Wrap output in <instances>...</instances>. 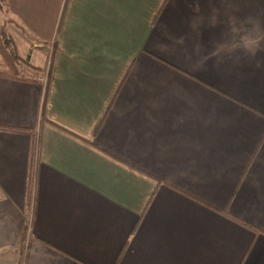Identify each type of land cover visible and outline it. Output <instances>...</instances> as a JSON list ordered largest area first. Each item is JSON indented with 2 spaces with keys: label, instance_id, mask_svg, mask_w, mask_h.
<instances>
[{
  "label": "crops",
  "instance_id": "0c3cea01",
  "mask_svg": "<svg viewBox=\"0 0 264 264\" xmlns=\"http://www.w3.org/2000/svg\"><path fill=\"white\" fill-rule=\"evenodd\" d=\"M249 18L264 0H8L0 264H264V51L202 61Z\"/></svg>",
  "mask_w": 264,
  "mask_h": 264
},
{
  "label": "clouds",
  "instance_id": "9594fccd",
  "mask_svg": "<svg viewBox=\"0 0 264 264\" xmlns=\"http://www.w3.org/2000/svg\"><path fill=\"white\" fill-rule=\"evenodd\" d=\"M230 31L232 35L225 38L222 34L219 41L213 42L212 51L205 52L202 55V61L206 62L215 58L219 64L228 61L238 63L241 54L244 58L254 59L261 51H264V27L260 20L249 18L241 22L239 27L233 20Z\"/></svg>",
  "mask_w": 264,
  "mask_h": 264
},
{
  "label": "trees",
  "instance_id": "16d2710c",
  "mask_svg": "<svg viewBox=\"0 0 264 264\" xmlns=\"http://www.w3.org/2000/svg\"><path fill=\"white\" fill-rule=\"evenodd\" d=\"M7 1L8 0H0V12H7ZM0 55L4 60L8 61L9 64L12 63L11 65L18 59L14 46L11 45L10 40L7 39L4 32V25L0 27ZM0 74H2V72H0Z\"/></svg>",
  "mask_w": 264,
  "mask_h": 264
},
{
  "label": "rangeland",
  "instance_id": "374dc122",
  "mask_svg": "<svg viewBox=\"0 0 264 264\" xmlns=\"http://www.w3.org/2000/svg\"><path fill=\"white\" fill-rule=\"evenodd\" d=\"M0 13H4V12H0ZM1 22V21H0ZM0 27H1V25H0ZM4 32H5V28H4ZM6 34V33H5ZM12 35H13V33H12ZM6 36H7V39H8V35L6 34ZM10 43H11V45H13V43L10 41ZM1 59H3L2 58V56L0 55V61H1ZM5 70V69H4Z\"/></svg>",
  "mask_w": 264,
  "mask_h": 264
}]
</instances>
